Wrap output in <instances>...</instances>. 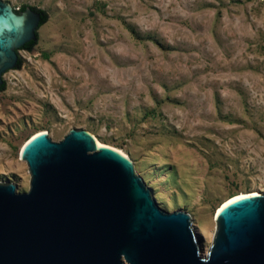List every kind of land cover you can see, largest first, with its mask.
I'll list each match as a JSON object with an SVG mask.
<instances>
[{"label": "rangeland", "instance_id": "374dc122", "mask_svg": "<svg viewBox=\"0 0 264 264\" xmlns=\"http://www.w3.org/2000/svg\"><path fill=\"white\" fill-rule=\"evenodd\" d=\"M4 1L49 19L3 76L0 181L29 190L34 133L87 129L191 214L205 256L217 207L264 193V0Z\"/></svg>", "mask_w": 264, "mask_h": 264}, {"label": "water", "instance_id": "95a60500", "mask_svg": "<svg viewBox=\"0 0 264 264\" xmlns=\"http://www.w3.org/2000/svg\"><path fill=\"white\" fill-rule=\"evenodd\" d=\"M42 17L0 0V85ZM20 157L30 188L0 181V264H264V193L221 207L204 256L191 214L160 207L133 160L91 131H42Z\"/></svg>", "mask_w": 264, "mask_h": 264}, {"label": "trees", "instance_id": "16d2710c", "mask_svg": "<svg viewBox=\"0 0 264 264\" xmlns=\"http://www.w3.org/2000/svg\"><path fill=\"white\" fill-rule=\"evenodd\" d=\"M27 6L28 5H22L19 9H16V11H18V12L23 11V10L26 9ZM32 7L34 9L42 12L43 17H42L41 25L45 24L48 21V19H49L48 12H46L45 10H42V9H40L38 7H35V6H32ZM36 44H37V41L28 42L27 44H25L22 47V49H26L28 51H32L35 48ZM21 64H22V61H21V59H19L18 64H17V67H20ZM5 89H6V83L4 82L2 85H0V92L1 91H4Z\"/></svg>", "mask_w": 264, "mask_h": 264}, {"label": "bare ground", "instance_id": "6f19581e", "mask_svg": "<svg viewBox=\"0 0 264 264\" xmlns=\"http://www.w3.org/2000/svg\"><path fill=\"white\" fill-rule=\"evenodd\" d=\"M40 132H42V131H40ZM40 132H36V133H34L31 137H33V136H35L36 134H38V133H40ZM27 140H29V139H27ZM27 141H25V143H26ZM24 143V144H25ZM102 143V142H101ZM23 144V145H24ZM23 147V146H22ZM22 149V148H21ZM121 152H123L127 157H130L126 152H124L123 150H121L120 148H118ZM258 193H260V192H258V191H256V190H253V191H251V192H242V193H237V194H235V195H233V196H230L229 198H227L226 200H224L218 207H217V209L215 210V214H217L220 210H221V207H224L230 200H232V199H235V198H237V197H240V196H242V195H247V194H250V195H252V194H258ZM215 214H214V218H215V220H216V218H217V216L215 217Z\"/></svg>", "mask_w": 264, "mask_h": 264}]
</instances>
